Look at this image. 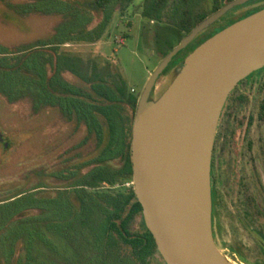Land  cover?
I'll list each match as a JSON object with an SVG mask.
<instances>
[{"label":"trees","instance_id":"obj_1","mask_svg":"<svg viewBox=\"0 0 264 264\" xmlns=\"http://www.w3.org/2000/svg\"><path fill=\"white\" fill-rule=\"evenodd\" d=\"M0 1L8 5L31 1L40 6L36 11L62 17L57 33L75 35L48 45L55 50L53 56L32 59L28 51L0 55V94L9 102L28 96L36 113L57 110L68 126L51 167L43 163L0 180V207L17 205L10 220L4 217L1 222L16 223L19 256L3 264H153L160 253L153 234L146 227L142 232L132 230L137 220L144 221L134 189H101L132 182L131 143L138 97L128 93L120 73L59 51L77 39L98 42L116 4L127 0H95L96 6L88 5L84 12L68 9L67 1ZM215 1L217 11L221 0ZM190 2L146 0L143 16L160 22L173 9V16H182L178 27L188 35L206 19L193 23L183 18ZM62 3L66 5L61 10ZM96 12H100V22L94 26ZM206 39L192 43L175 59ZM66 74L75 80H67ZM12 148L9 142L7 152Z\"/></svg>","mask_w":264,"mask_h":264},{"label":"rangeland","instance_id":"obj_2","mask_svg":"<svg viewBox=\"0 0 264 264\" xmlns=\"http://www.w3.org/2000/svg\"><path fill=\"white\" fill-rule=\"evenodd\" d=\"M56 1H67L68 9L76 7L81 12L88 5L96 6L95 0ZM145 1L127 0L116 4L112 21L98 42L83 43L77 39L59 49L71 57L91 61L100 68L120 73L128 93L138 97V101L157 67L187 36L177 25L182 16H173V9L167 11L160 22L145 18ZM220 3H224L223 0ZM65 5L62 3L61 7L45 8L58 7L62 10ZM215 6V0H191L183 18L193 23L199 22L215 14ZM36 8L40 9V6L31 1L13 5L0 1V55L28 51L32 59L53 56L55 50L48 45H57L61 40L75 36L68 31L57 33L56 28L61 24L60 15L38 12ZM67 15L72 17L70 12ZM94 15L96 26L100 22V12ZM227 23L228 18L220 19L204 30L193 44L210 37ZM192 52L183 53L171 63L156 83L151 100L157 101L167 91L180 73L185 58ZM65 78L75 80L71 74H66ZM29 99L27 96L24 101L9 102L0 94V131L6 142L13 144L12 150L7 152L4 144L0 143V180L22 174L26 169L43 163L47 164L46 168L51 167L60 148L58 142L67 132V123L57 110L43 109L36 113L34 102ZM212 171L216 179L214 189L225 194V199L219 197L215 205L212 195L213 236L219 251L230 264H264V236L259 231L264 232V218H256L255 210L251 213L253 219L245 216V198L248 194L243 187L246 183L250 188L253 182L258 190V193L254 192L263 198L264 68L242 81L227 100L217 129ZM130 188L134 189L133 179L132 182L122 181L113 188L101 189L119 192ZM231 188H234V193ZM16 207H0V264L6 259L12 261L19 257L15 242L16 223L1 222L4 217L10 220ZM145 227V219H139L132 230L142 232ZM153 264L167 263L159 253Z\"/></svg>","mask_w":264,"mask_h":264},{"label":"water","instance_id":"obj_3","mask_svg":"<svg viewBox=\"0 0 264 264\" xmlns=\"http://www.w3.org/2000/svg\"><path fill=\"white\" fill-rule=\"evenodd\" d=\"M237 0L202 21L152 74L136 109L131 161L134 192L167 264H230L213 236L212 161L219 121L236 87L264 68V10L199 45L167 91L159 78ZM0 143L5 141L0 131Z\"/></svg>","mask_w":264,"mask_h":264},{"label":"flooded vegetation","instance_id":"obj_4","mask_svg":"<svg viewBox=\"0 0 264 264\" xmlns=\"http://www.w3.org/2000/svg\"><path fill=\"white\" fill-rule=\"evenodd\" d=\"M236 1L237 0H223L224 3H220L219 8L216 12L222 10L224 7H226L228 5L233 4ZM262 10H264V0H245L244 3L234 6L233 8L228 10L221 17V19L228 18V23L224 26L219 27V30H217L215 33H213V35L224 30L225 28L231 26L232 24H234L238 21H241L243 19H246V18L262 11ZM213 35H211L210 37H212ZM206 40H204L203 42H205ZM203 42L199 43L194 49H196ZM194 49H193V51H194ZM211 182H212L213 203L215 205V202H217V200H219V197L222 200L225 199V194L219 193L214 189V184H216V179L214 178L213 171H212V176H211ZM243 182H245V181H243ZM243 187L245 188V191L248 194L247 197L245 198V203H246L245 216L253 219L251 213H252V210H255V214H256L255 217L256 218L257 217H263L264 218V180L262 179V177H261V191L263 192V198L260 196V194H256V193H258L257 192L258 190L256 189L253 182H252L250 188L248 187V185L246 183L243 184ZM231 189H232V192L234 193V188H231ZM254 191H256V193ZM251 197H255L256 199L251 198ZM224 202H225V200H224ZM257 207H260V208L258 209ZM255 222H257V220ZM259 231H260L261 235L264 236V232H262L261 229Z\"/></svg>","mask_w":264,"mask_h":264},{"label":"bare ground","instance_id":"obj_5","mask_svg":"<svg viewBox=\"0 0 264 264\" xmlns=\"http://www.w3.org/2000/svg\"><path fill=\"white\" fill-rule=\"evenodd\" d=\"M235 263V262H234ZM239 264V263H238Z\"/></svg>","mask_w":264,"mask_h":264}]
</instances>
